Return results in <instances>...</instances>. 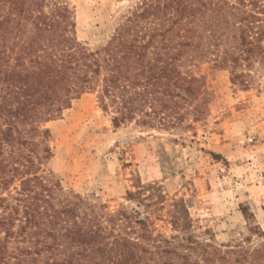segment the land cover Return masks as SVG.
<instances>
[{"label": "trees", "instance_id": "trees-1", "mask_svg": "<svg viewBox=\"0 0 264 264\" xmlns=\"http://www.w3.org/2000/svg\"><path fill=\"white\" fill-rule=\"evenodd\" d=\"M202 62L244 89L264 73V0H140L94 51L77 41L63 0H0V264H264V242L214 247L189 236L183 253L174 236L152 237L144 213L109 212L47 168L45 124L83 93L96 92L115 128H192L211 100ZM153 188L138 181L126 199L143 202ZM172 210V229L188 231L184 202Z\"/></svg>", "mask_w": 264, "mask_h": 264}, {"label": "rangeland", "instance_id": "rangeland-1", "mask_svg": "<svg viewBox=\"0 0 264 264\" xmlns=\"http://www.w3.org/2000/svg\"><path fill=\"white\" fill-rule=\"evenodd\" d=\"M63 1L73 15L77 41L94 51L106 45L140 0ZM195 70L206 77L211 100L206 116L192 128L144 130L134 123L115 128L96 92L83 93L45 124L52 151L47 168L64 190L109 212L144 213L152 237L174 236L183 253L189 236L200 245L259 247L264 237L247 228L264 231V73H254L244 89L230 82L227 70L209 63ZM138 181L158 190L144 192L143 202L128 201L126 194ZM179 199L190 220L186 232L170 225L172 204ZM242 208L252 218L246 220Z\"/></svg>", "mask_w": 264, "mask_h": 264}]
</instances>
